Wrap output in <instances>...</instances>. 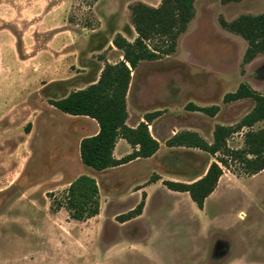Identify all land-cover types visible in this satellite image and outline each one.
<instances>
[{"label":"rangeland","instance_id":"rangeland-1","mask_svg":"<svg viewBox=\"0 0 264 264\" xmlns=\"http://www.w3.org/2000/svg\"><path fill=\"white\" fill-rule=\"evenodd\" d=\"M138 1L161 0H0V264H264V169L224 170L204 210L162 183L197 179L213 160L198 148L166 146L168 137L188 129L211 142L215 124L235 125L254 105L224 102L226 93L245 83L264 94V52L244 60L247 41L221 24L264 13V0H195L174 51L131 71L129 123L160 111L149 123L160 143L151 157L104 170L84 165L78 139L88 121L48 103L122 58L111 41L116 33L135 38L129 5ZM188 103L218 111L209 116ZM246 129L227 145L242 147ZM79 174L100 190V212L86 220L57 206ZM154 175L161 179L149 183ZM143 191V215L121 222Z\"/></svg>","mask_w":264,"mask_h":264},{"label":"trees","instance_id":"trees-1","mask_svg":"<svg viewBox=\"0 0 264 264\" xmlns=\"http://www.w3.org/2000/svg\"><path fill=\"white\" fill-rule=\"evenodd\" d=\"M195 0H161L157 6L135 2L129 5L130 22L136 36L129 41L116 33L112 45L121 51L122 58L114 63L105 61L99 77L84 88L70 91L67 95L50 99L48 103L70 115H85L98 124V131L82 137L78 144L81 162L95 170H104L126 163L135 158L153 155L159 148L158 140L149 131L148 124L160 111L147 112L135 127L126 125V94L131 79V71L142 60H155L161 55L174 51L176 39L182 33L194 14ZM239 1V0H223ZM221 24L230 31L241 35L248 43L243 59L251 60L264 52V13L242 15ZM250 98L254 105L235 125L215 124L212 141L208 142L197 131L180 130L165 140L168 147L185 146L207 152L213 160L205 172L197 179L188 182L165 179L163 185L172 191L187 192L191 201L202 209L206 198L215 190L224 170L235 176H252L264 169V126L257 130L252 126L264 119V94H260L245 83H240L235 91L224 95L223 101L230 102ZM188 109L201 111L213 116L217 105L197 106L187 104ZM242 128L243 146L231 148L228 138ZM122 137L132 147V151L116 159L113 149L116 140ZM154 175L149 182L159 180ZM145 192L141 200L128 213L119 215L121 221L139 215L144 206ZM53 202H55L53 200ZM64 207L70 218L86 220L99 213V189L96 179L88 174H79L64 189L57 201Z\"/></svg>","mask_w":264,"mask_h":264},{"label":"crops","instance_id":"crops-1","mask_svg":"<svg viewBox=\"0 0 264 264\" xmlns=\"http://www.w3.org/2000/svg\"><path fill=\"white\" fill-rule=\"evenodd\" d=\"M114 63V62H113ZM104 65V64H103ZM103 65H101L100 66V68H99V71H98V73L100 74V71H101V69H102V67H103ZM99 74L97 75L98 77H99ZM97 80V79H96ZM95 80V81H96ZM131 80V79H130ZM94 81V82H95ZM130 84V83H129ZM128 89H129V86H128ZM127 93H128V91H127ZM63 97V96H62ZM127 98H128V95L126 94V109H127V114H128V116H127V119H126V121H125V123H126V125H128V126H130V127H135L141 120H144L143 119V116H144V114H143V116H141V118H139L134 124H130L129 123V120H130V116H129V107H128V100H127ZM147 113V112H146ZM84 119L85 120H87L88 121V126H84V135H82V136H80L79 137V139H78V143H79V141H80V139L82 138V137H85V136H89V135H93V134H95L97 131H98V124H97V122L93 119V118H91V117H88V116H85L84 115ZM151 123V122H150ZM148 128H149V124H148ZM152 135V134H151ZM153 136V135H152ZM154 137V136H153ZM157 139V138H156ZM158 140V139H157ZM124 141H126L124 138H122V137H119L117 140H116V143H115V146H114V149H113V156H114V158H116V159H119V158H121V157H123L124 155H126V154H128V153H130L131 151H132V147L130 146V144L127 142V144H128V146L125 148V152H123V153H118V150H117V148H118V146L121 144V143H123ZM159 142V141H158ZM159 146H160V143H159ZM159 149V148H158ZM157 152V151H156ZM154 155V154H153ZM153 155H151V156H153ZM151 156H149V157H151ZM138 158H140V157H138ZM145 158H148V157H145ZM135 159H137V158H135ZM134 160V159H133ZM81 161V160H80ZM130 161H132V160H130ZM130 161H128V162H130ZM128 162H126V163H128ZM123 164H125V163H123ZM123 164H120V165H123ZM85 165V164H84ZM120 165H117V166H120ZM87 166V165H86ZM89 167V166H88ZM114 167H116V166H114ZM109 168H111V167H109ZM107 169V168H106ZM205 172V171H204ZM76 176H78V175H74V176H72L68 181H67V183H66V186L69 184V182L72 180V179H74ZM161 179V178H160ZM159 179V180H160ZM195 180V179H194ZM97 181V180H96ZM158 180H156L155 182H157ZM155 182H149V183H155ZM218 182H219V180H218ZM98 184V183H97ZM218 185V184H217ZM146 187V185L144 184V185H141L137 190H140V189H144ZM217 187V186H216ZM98 189H99V186H98ZM215 191V190H214ZM214 191L209 195V196H211L213 193H214ZM143 192H145V191H143ZM142 192V193H143ZM183 193H186L187 194V192H183ZM145 194H146V192H145ZM208 196V197H209ZM207 197V198H208ZM145 198H146V196H145ZM207 198H206V200H207ZM141 200V199H140ZM206 200H205V202H206ZM99 201H100V190H99ZM204 202V205H203V208L201 209V210H204L205 209V205H206V203ZM198 208V207H197ZM100 209H101V201H100V207H99V212H100ZM133 209V208H132ZM131 209V210H132ZM144 209H145V199H144V206H143V208H142V212L139 214V215H136V216H134V217H131V218H129V219H127V220H124V221H121V219H120V221L121 222H125V221H128V220H130V219H133V218H140L142 215H143V211H144ZM130 210V211H131ZM99 214V213H98ZM97 214V215H98ZM125 214V213H124ZM97 215H95V216H97ZM95 216H93V217H95ZM119 216V215H118ZM92 218V217H91ZM89 219V218H88Z\"/></svg>","mask_w":264,"mask_h":264}]
</instances>
